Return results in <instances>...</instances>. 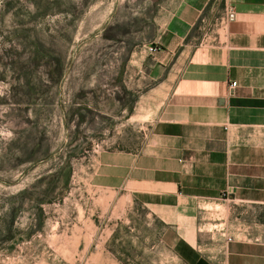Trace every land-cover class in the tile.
I'll use <instances>...</instances> for the list:
<instances>
[{"label": "rangeland", "instance_id": "rangeland-1", "mask_svg": "<svg viewBox=\"0 0 264 264\" xmlns=\"http://www.w3.org/2000/svg\"><path fill=\"white\" fill-rule=\"evenodd\" d=\"M175 1L0 0V264H182L94 177L150 132L141 61Z\"/></svg>", "mask_w": 264, "mask_h": 264}, {"label": "crops", "instance_id": "crops-1", "mask_svg": "<svg viewBox=\"0 0 264 264\" xmlns=\"http://www.w3.org/2000/svg\"><path fill=\"white\" fill-rule=\"evenodd\" d=\"M153 42L150 132L94 177L162 221L182 264H264V0H177Z\"/></svg>", "mask_w": 264, "mask_h": 264}, {"label": "built area", "instance_id": "built-area-1", "mask_svg": "<svg viewBox=\"0 0 264 264\" xmlns=\"http://www.w3.org/2000/svg\"><path fill=\"white\" fill-rule=\"evenodd\" d=\"M233 17V13H229V18ZM161 49L159 43L157 42H152L151 44H149L147 46V50L150 52V54H155L157 53L159 50ZM237 84V82H232V86H235ZM228 240H231V238H228Z\"/></svg>", "mask_w": 264, "mask_h": 264}]
</instances>
